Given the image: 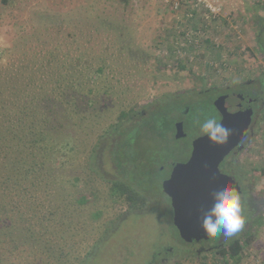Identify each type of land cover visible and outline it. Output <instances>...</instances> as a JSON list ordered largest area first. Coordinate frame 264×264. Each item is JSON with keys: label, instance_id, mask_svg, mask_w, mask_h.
<instances>
[{"label": "rangeland", "instance_id": "rangeland-1", "mask_svg": "<svg viewBox=\"0 0 264 264\" xmlns=\"http://www.w3.org/2000/svg\"><path fill=\"white\" fill-rule=\"evenodd\" d=\"M257 33L264 43V0H0L4 94L36 105L40 116L52 109L46 130L76 146L74 161H59L56 170L78 174L81 181L72 192L82 190L92 202L67 203L66 216L55 220L50 254L60 264H147L155 246L154 254L174 248L167 264L225 262L219 252L198 255L199 247L181 240L164 215L162 197L168 200L161 184L141 188L142 201L134 193V201L127 198L128 192L111 196L110 179L121 174L113 173L110 157L139 156V167L147 161L156 162L155 168L187 160L193 138L202 134L201 122L215 117L214 97L203 92L264 75ZM12 103L8 111L16 113ZM184 106L190 107L188 138L177 141L172 108ZM158 113L168 114L173 125ZM132 131L137 138L125 139ZM251 146L246 153L259 155L256 165H264V142ZM258 169L252 168L253 176ZM140 178L130 182L140 188ZM258 180V189L264 188V179ZM98 210L99 217L92 216ZM260 220L248 232L254 241L244 246L238 264H264ZM233 237L222 235L219 242L227 247Z\"/></svg>", "mask_w": 264, "mask_h": 264}, {"label": "trees", "instance_id": "trees-1", "mask_svg": "<svg viewBox=\"0 0 264 264\" xmlns=\"http://www.w3.org/2000/svg\"><path fill=\"white\" fill-rule=\"evenodd\" d=\"M260 51L264 56L262 47ZM13 101L19 107L16 113L8 111ZM34 101L39 103L41 97L35 95ZM50 101L46 100L49 104ZM35 106L30 108L29 102L20 103L15 96L7 99L0 85V264H60V260L50 254L58 224L55 220L61 213L62 219L66 216L64 210L69 203L80 207L92 203L82 190L76 195L72 192L81 181L78 174H59L56 170L59 161L65 166L71 159L74 161V142L67 138L58 142L60 133L46 130L52 109L40 116ZM163 119L171 124L168 117ZM133 132L125 139L135 140L137 134ZM50 137H54L55 142H50ZM42 152L43 157L40 156ZM124 185H112L111 196L124 197L129 189ZM133 193L137 200L144 199L139 193ZM133 193L126 197L134 201ZM99 214L100 210L92 216L99 217ZM253 241V233L231 240L229 246L219 251L225 259L223 264H238L244 246ZM64 258L62 256L61 260Z\"/></svg>", "mask_w": 264, "mask_h": 264}, {"label": "flooded vegetation", "instance_id": "flooded-vegetation-1", "mask_svg": "<svg viewBox=\"0 0 264 264\" xmlns=\"http://www.w3.org/2000/svg\"><path fill=\"white\" fill-rule=\"evenodd\" d=\"M262 35L260 33H257L256 40L259 44V47H262L264 49V43L261 40ZM263 55V54H262ZM212 94L214 97L213 100V107L215 109V118L218 121H222V114L221 112L214 106L216 100H218L221 97H225L227 95H234L235 97H238L237 104L242 108V110H248L251 112V119L248 126V132L246 137L243 141L240 142L238 147L233 149L224 159L220 162L218 166L219 173L223 175L225 178L223 180L224 183H230L237 187V189L240 191L243 199V203L245 206V215H246V223L245 227L239 231L237 234L234 235L232 238L235 239L237 237H243L246 235L250 230H255L260 223V219H264V188L260 187L258 189V184L260 180L258 179H264V165L257 166L258 164V158L259 155L257 154H247L246 151L253 145V142H264V75L259 74L256 78H253L252 80L240 82V83H234L225 87H215L206 90L203 92V95H206L209 97V95ZM190 107L185 106L183 110H175L173 108L172 113L175 112L177 115L175 118L171 114V119L174 120V127H175V136H176V125L178 123H183L185 127V116L189 114ZM180 112V113H179ZM140 114V112H138ZM137 113V116H138ZM141 113H146L144 111H141ZM181 114V115H180ZM158 115L162 116V119H167L168 114L164 113H158ZM171 122V124L173 125ZM185 130V129H184ZM174 136V138H175ZM200 136H203L202 134ZM199 136V137H200ZM185 138H188V135L185 136ZM198 138V137H196ZM196 138H193L194 140ZM176 139L177 141L181 140ZM132 140V139H130ZM193 140V141H194ZM134 141V140H132ZM121 142H124V140H121ZM135 143V142H134ZM160 148L156 149V151H159ZM192 151H193V143L191 146V154L187 158V160L183 162H169L165 165H159L158 168L156 167V162H152L151 164H148V162H144L142 166L139 167V160L137 156L136 158H132V155H121V156H112L110 157V161L113 165V173L114 174H121V176L117 175L116 177L110 179L111 185L115 186L118 183H123L125 185H128L129 189L127 190L128 193H140L139 190L145 189L151 191L152 186L156 187L157 183L161 184V189L163 193L165 194L168 202H166V199L163 201L165 202V205L167 206L165 208V213L168 217V222L172 221V223L175 224V210L172 206V197L169 195L172 190L170 189L169 181L172 178L174 167L177 164H186L190 161L192 157ZM251 151V149H250ZM154 160L158 161L159 156L153 155ZM115 158V160H114ZM245 160L246 162H244ZM240 162L245 163V165H240ZM201 167L208 169L210 166L207 164H203ZM253 167H260L257 171H255V174L253 176L252 168ZM141 172V173H140ZM162 173H166V175L163 177ZM141 174V175H139ZM161 175L160 181H158L159 177ZM131 176L135 179L137 176H141L139 179L140 183L143 181L145 184L141 186L140 188H136L133 186L130 181H135V179H132ZM138 180V179H137ZM149 181L146 183V181ZM124 185V186H125ZM222 185V184H221ZM119 189V188H118ZM157 189V188H156ZM169 194H168V193ZM168 210V211H166ZM167 226L169 224L167 223ZM179 237L181 238L184 243L193 246L194 248L199 247V250L197 251L198 255L204 254L206 252H219L224 247V243H220V238L222 235L215 237V238H202L199 241L194 239L193 242H186L182 236L181 231L179 229V226H176ZM251 230V231H252ZM196 230H194L195 232ZM156 247V246H155ZM153 249L152 256H150V260L147 264H157L158 260H160V263L167 264L168 261L172 258L174 252V248H167L166 253H163L161 250L163 248H159L160 251L153 253L156 251V249ZM192 247V248H193ZM157 248V247H156ZM150 252V251H149Z\"/></svg>", "mask_w": 264, "mask_h": 264}, {"label": "water", "instance_id": "water-1", "mask_svg": "<svg viewBox=\"0 0 264 264\" xmlns=\"http://www.w3.org/2000/svg\"><path fill=\"white\" fill-rule=\"evenodd\" d=\"M237 101L238 97L230 94L216 100L214 105L223 116L221 122L231 129L228 143L216 146L206 136H200L193 142L190 161L174 167L169 181L172 192L167 193L172 197L175 225L179 226L181 236L186 242L207 238L200 224L201 209L209 203L210 193L223 184L225 178L218 170L220 162L238 147L247 135L251 112L242 110ZM175 137H185L184 125L181 122L176 125ZM203 164L210 168L201 167Z\"/></svg>", "mask_w": 264, "mask_h": 264}, {"label": "clouds", "instance_id": "clouds-1", "mask_svg": "<svg viewBox=\"0 0 264 264\" xmlns=\"http://www.w3.org/2000/svg\"><path fill=\"white\" fill-rule=\"evenodd\" d=\"M201 133L216 145L228 143L231 129L215 117H208L200 124ZM246 215L242 195L230 183L220 185L210 193L209 203L201 209L200 224L205 235L230 238L245 227Z\"/></svg>", "mask_w": 264, "mask_h": 264}, {"label": "built area", "instance_id": "built-area-1", "mask_svg": "<svg viewBox=\"0 0 264 264\" xmlns=\"http://www.w3.org/2000/svg\"><path fill=\"white\" fill-rule=\"evenodd\" d=\"M216 11V9H213V12Z\"/></svg>", "mask_w": 264, "mask_h": 264}]
</instances>
